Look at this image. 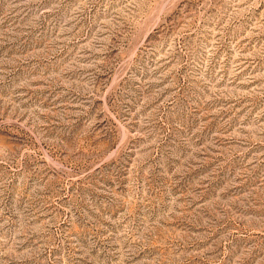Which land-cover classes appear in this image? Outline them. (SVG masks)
Returning <instances> with one entry per match:
<instances>
[{
  "label": "rangeland",
  "instance_id": "374dc122",
  "mask_svg": "<svg viewBox=\"0 0 264 264\" xmlns=\"http://www.w3.org/2000/svg\"><path fill=\"white\" fill-rule=\"evenodd\" d=\"M0 264H264V0H0Z\"/></svg>",
  "mask_w": 264,
  "mask_h": 264
}]
</instances>
